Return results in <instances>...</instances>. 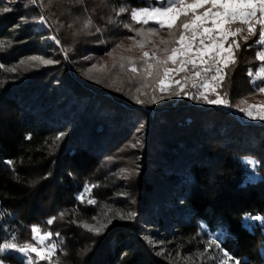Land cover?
I'll return each mask as SVG.
<instances>
[{"label": "trees", "instance_id": "16d2710c", "mask_svg": "<svg viewBox=\"0 0 264 264\" xmlns=\"http://www.w3.org/2000/svg\"><path fill=\"white\" fill-rule=\"evenodd\" d=\"M145 3L109 0L115 13L128 11L118 12L120 28L103 38L135 36L128 24L157 27L131 20V10ZM4 8L12 11H0V244L13 236L32 243L36 225L57 245L41 264H181L149 240L160 237L191 254L206 225L223 231L221 247L241 264H264V219H254L264 217V120L252 121L238 102L264 85L248 75L262 62L259 26L225 69L218 91L228 93L230 106L188 96L153 106L136 102L126 71L115 72L125 76L118 79L90 74L87 56L103 44L93 24H84L93 15L105 25L96 0H0ZM41 16L49 29L35 28ZM33 57L55 63L22 64ZM116 156L132 161L136 174L118 176L124 164H106ZM129 213L136 215L120 218ZM85 224L107 227L96 234ZM0 260L28 264L15 250Z\"/></svg>", "mask_w": 264, "mask_h": 264}, {"label": "snow or ice", "instance_id": "6c2138e0", "mask_svg": "<svg viewBox=\"0 0 264 264\" xmlns=\"http://www.w3.org/2000/svg\"><path fill=\"white\" fill-rule=\"evenodd\" d=\"M32 2L35 3L36 0ZM0 11L9 12L12 9L4 8ZM119 11L123 13L128 10L122 7ZM130 17L137 24L149 25L151 21L157 26L137 29L131 24L125 25L135 32V36L130 37L133 44L126 51H132L134 47L144 49L148 44H151L152 48L150 51H143L138 58L143 65L140 69L136 67L137 61L131 56L121 55L119 64L121 71H125L124 61H127L130 65L128 70L144 81L141 87L136 89V93L149 96L148 93L143 92V89L148 86L149 79L156 83L157 87L149 96L150 102L153 103L158 99H165L166 96L184 95L207 104L229 106L231 101L228 93L224 92L221 95L218 89L225 80V69L234 66L237 62L235 53L241 48V41L247 43L251 36H256L259 26L256 43L264 47V0H167V6L132 9ZM40 21L47 23L44 16L40 17ZM91 24L92 20L89 18L84 27L87 28ZM165 28L168 37H160L159 44H156L152 37L159 36L160 30ZM56 42L60 41L56 40ZM120 47L124 46L120 45ZM257 58L264 61V50L257 53ZM31 59H39L45 65L55 63L53 60L43 58ZM170 64L174 67H169ZM113 66L115 67V64ZM189 66L195 71H190ZM180 73L188 74L181 79H175ZM248 75L252 77L253 72L250 70ZM255 79L264 81V65L256 72ZM189 86L194 91L187 90ZM157 92L160 93L159 96ZM259 92L264 93V87H260ZM210 94L215 98H210ZM133 98L140 104L146 102L140 99V95H135ZM243 103L247 104V107L237 106L239 111L249 118L264 120V101L255 104H248L247 101ZM63 135L64 133H61L60 137ZM8 163L11 164L12 161ZM91 187L94 186H90L88 191H91ZM80 199L84 200V195H81ZM89 203H95V200H89ZM135 215L136 213H129L126 216L121 214L120 218L132 219ZM55 219V217L50 218L47 223L52 224ZM254 219L260 220L264 217L256 216ZM108 223H111V220ZM84 226L96 234H100L107 227L106 224H101L99 227L87 224ZM31 232L35 243L21 244L17 242V237L13 236L11 241L0 244V253L7 250H15L26 256L35 253L39 260L51 261L57 246L46 244V241L53 236V233L45 231L41 234L40 227L36 225L32 226ZM55 235L58 236L59 233ZM211 246L220 248L221 245L217 239H213L209 247ZM0 264H4V261L0 260ZM29 264H34V261L30 260ZM235 264L241 262L236 260Z\"/></svg>", "mask_w": 264, "mask_h": 264}, {"label": "rangeland", "instance_id": "374dc122", "mask_svg": "<svg viewBox=\"0 0 264 264\" xmlns=\"http://www.w3.org/2000/svg\"><path fill=\"white\" fill-rule=\"evenodd\" d=\"M95 1V0H94ZM146 3L142 6H139L137 8L134 9H139V8H145V7H160V6H167V0H144ZM97 2V10L99 15L101 16L99 19H101V21H105V25H100V21H97L96 18H94L93 15H91V20H92V29L91 30H96L99 29V32L101 34V43L103 44V49L101 51H99L98 53H95L94 55L91 56H87V59H90L93 61V64L91 66H89V72L91 75H96V77H100L99 79H103V78H124L125 76H118L115 75L116 73L121 72V69L119 67V64L121 63L120 61V56H131L133 57L137 62H136V67L138 69L142 68L143 65L141 63H138V58L142 55L143 51H148L149 49H147V45L145 46L144 49H140L139 47H134L132 48V51H126V49L131 46L133 44V41L130 39V37H121L120 39H118V37L114 36V37H109L107 38H103L105 36V34H108V32H111L109 28H111L112 31L116 32V29L118 30V28H120V24L118 23V12L112 8V6L110 7L109 5V0H96ZM99 8V9H98ZM122 8V7H121ZM97 13V14H98ZM121 13V12H120ZM118 14V15H117ZM151 22V21H150ZM35 28L37 30H47L49 29V25L48 23H42L40 21V18L38 20H36L35 22ZM85 30V28H84ZM91 30L87 31V34H93V32H91ZM106 30L104 33L103 31ZM95 31V32H96ZM53 35H50L48 37V40L52 41V42H56L57 39H53ZM160 37H164L167 38L168 37V32L164 33L162 36H155L152 37V39L159 44V40ZM114 42L113 45L111 46V42ZM57 43V42H56ZM111 43V44H110ZM120 45H123L124 47H120ZM225 47H227V44L225 45ZM111 53V55H110ZM36 61H39V59H37ZM35 61L32 59H27L25 60L22 64L28 65V64H32ZM125 63V71L127 73H129L128 75H126L128 78V81L126 82L128 85L132 86L133 89L139 88L141 87V85L144 83L143 80H141L136 74L131 73L128 68V62L124 61ZM115 64V67L113 66ZM138 64V65H137ZM264 65V61L261 62V64L257 67H254V70H251L253 72V76L250 77V80L252 81L251 83H256L257 81H261L259 79H255V74L256 72L259 71V68ZM169 67H174V65H169ZM190 71H195L191 69V66H189ZM198 70V69H196ZM188 73H180L179 75L175 76V79H181V77H183L184 75H187ZM98 79V78H97ZM107 81V80H106ZM118 82L120 83V80H118ZM148 86L146 88L143 89V92H146L149 94V96L152 94V90L154 88L157 87L156 83L151 81L149 79V81L147 82ZM121 84V83H120ZM264 84V81H263ZM138 85V86H137ZM173 87H175V85H173ZM261 87H264L261 86ZM259 89V88H258ZM189 91H192L193 89H191V86H189V88L187 89ZM259 91V90H258ZM157 96L160 95L159 92L156 93ZM248 93L246 96H244L243 98L241 97L239 104H241V106H247V104L243 103V101H247L248 104H255V103H259L261 101H264V93H260V92H255V93ZM140 95V99H144L146 102H149L151 105H163L165 103H171L173 101H178V100H182L183 98L185 99L184 95L181 96H166L165 99H158L157 102L153 103L150 102L149 100V96H145L143 94H138ZM230 106V105H229ZM232 107V106H231ZM252 121H257L259 119H252ZM106 164L108 167L113 168L114 170H116L117 166H121V168H118V170H116V174L118 176H126V178H129V176H133L136 174L135 172V168H133V162L132 161H123L122 163V158L119 157H111L108 158L106 160ZM120 164V165H119ZM107 204V203H106ZM112 207V205L107 204L105 206V208L107 210H110V208ZM104 217V216H103ZM101 218V221H103L104 218ZM43 230L41 229V234H43ZM223 234L222 230H217V231H211L208 229V227L206 225L202 226L201 231L197 234L196 236V244H197V250L191 254H187L181 251H175L167 240L165 239H161L160 237H152L149 242L158 248V250L160 251V253L163 254V256L165 257L166 260H171L173 262H181V264H225V262H227V264H235L236 259H234L233 257H231V255L225 251L221 246L220 248H217L215 246H211L209 247L211 241L213 239H217V242L220 244V238ZM32 243H35V241L33 240ZM46 244H55V241L53 239V237H51L48 241H46ZM38 247H41V245H37ZM57 246V245H56ZM225 253H227V255H225ZM23 256L26 257V261L29 264V261H34V264H41V262L43 260H39L36 256L35 253H32L31 256H26L25 254L21 253ZM229 257H231V259H229Z\"/></svg>", "mask_w": 264, "mask_h": 264}]
</instances>
